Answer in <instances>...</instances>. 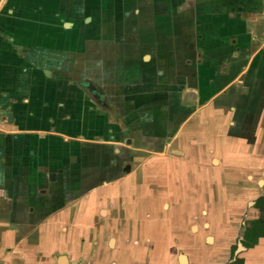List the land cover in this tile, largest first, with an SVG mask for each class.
Listing matches in <instances>:
<instances>
[{"label": "flooded vegetation", "instance_id": "af4514ba", "mask_svg": "<svg viewBox=\"0 0 264 264\" xmlns=\"http://www.w3.org/2000/svg\"><path fill=\"white\" fill-rule=\"evenodd\" d=\"M110 2L115 20L97 31L172 65L169 107L152 145L133 131L125 144L80 141L0 182V264H264V0ZM95 85L83 94L103 97ZM230 86L204 120L197 108Z\"/></svg>", "mask_w": 264, "mask_h": 264}, {"label": "crops", "instance_id": "0c3cea01", "mask_svg": "<svg viewBox=\"0 0 264 264\" xmlns=\"http://www.w3.org/2000/svg\"><path fill=\"white\" fill-rule=\"evenodd\" d=\"M110 4L0 0V182L21 181L35 172L28 166L41 155H65L80 141L96 145L116 139L125 144L133 131L145 146L152 145L160 112L169 107L163 80L172 76V65L156 67L151 48L121 38L111 27L97 31L100 19L115 20ZM256 59L264 61L263 50ZM89 82L101 86L105 95L83 94L81 86ZM233 90L230 86L226 93L213 95L196 112L204 108V120L218 116L209 102H230ZM183 92L174 100L177 105ZM184 123L189 125L190 118ZM179 130L175 137L188 136Z\"/></svg>", "mask_w": 264, "mask_h": 264}, {"label": "rangeland", "instance_id": "374dc122", "mask_svg": "<svg viewBox=\"0 0 264 264\" xmlns=\"http://www.w3.org/2000/svg\"><path fill=\"white\" fill-rule=\"evenodd\" d=\"M253 12V14H257V11H252ZM259 18V17H258ZM86 21H88V19H85ZM63 26H65V23H63ZM262 40H264V38H261ZM260 46H262V42L260 43V45H259V47ZM260 50H262V49H260ZM263 139H264V136L262 137ZM123 184V181L121 182V185ZM239 184V183H238ZM237 184V185H238ZM208 188H210V187H208ZM139 189V186L138 187H136V190H138ZM209 192V191H208ZM205 197V200H210V199H212V198H210L208 195H205L204 196ZM126 200H128V199H126ZM115 228H116V226H115ZM117 229V228H116ZM59 231H61V230H59ZM35 232L36 231H33V232H31V234H30V240L34 237L35 238ZM111 236V235H110ZM58 238L59 239H62V238H64L63 236H61V237H59V234H58ZM105 242L108 240V235H106L105 236ZM106 251V250H105ZM97 252V251H96ZM99 252V251H98ZM97 252V254L98 255H102V259H104L105 257H107L108 256V258L109 257H111L112 256V254L110 253V252H104V251H100L99 253ZM115 253H117L118 254V251H116Z\"/></svg>", "mask_w": 264, "mask_h": 264}]
</instances>
